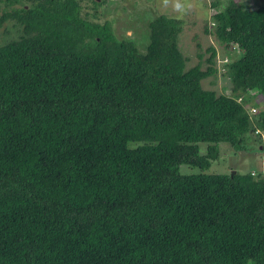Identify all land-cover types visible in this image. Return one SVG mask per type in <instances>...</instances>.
<instances>
[{
  "label": "trees",
  "instance_id": "obj_1",
  "mask_svg": "<svg viewBox=\"0 0 264 264\" xmlns=\"http://www.w3.org/2000/svg\"><path fill=\"white\" fill-rule=\"evenodd\" d=\"M212 17L239 50L227 94L200 84L214 46L185 66L179 17L140 52L77 0H0L20 32L0 44V264H264V177L203 172L264 130L242 104L264 93V4Z\"/></svg>",
  "mask_w": 264,
  "mask_h": 264
},
{
  "label": "rangeland",
  "instance_id": "obj_2",
  "mask_svg": "<svg viewBox=\"0 0 264 264\" xmlns=\"http://www.w3.org/2000/svg\"><path fill=\"white\" fill-rule=\"evenodd\" d=\"M36 0H20L30 4ZM81 7V14L89 20L101 22L107 19L111 22L114 34L119 39L133 41L138 51L145 50L148 38L147 23L159 13L182 19L181 30L177 36V45L181 54L185 57V66L189 67L197 62L201 68L207 63L205 58L209 52L206 48L211 45L215 48L214 67L215 71L208 77L200 80L201 87L218 93H228L230 87L229 69L226 67L225 75L222 74V64L233 63L238 47L230 43L224 46L216 41L212 33H205L204 27L212 30V15L221 10L228 0H179L183 5L182 10L175 8L177 0H169L165 5L163 0H77ZM244 3L249 9H254L264 0H232ZM215 3V5H212ZM16 4H14L15 6ZM20 32L8 19L0 25V44L16 38ZM226 48L229 51H226ZM198 54L200 56H198ZM224 60V61H222ZM242 97V94H240ZM239 97L238 101H243ZM247 101L242 104L245 108L250 105L264 109V93L247 96ZM246 102V103H245ZM257 105V107L253 106ZM250 112V110H249ZM246 134L244 141L246 146L242 150H234L227 143H218L217 158L210 161L205 173H229L236 171L250 173L255 179L264 177V130ZM254 140L256 142H254ZM259 142V143H258ZM206 145L200 143L195 147V156L205 152ZM194 161L196 159L194 158ZM195 170V169H192Z\"/></svg>",
  "mask_w": 264,
  "mask_h": 264
},
{
  "label": "clouds",
  "instance_id": "obj_3",
  "mask_svg": "<svg viewBox=\"0 0 264 264\" xmlns=\"http://www.w3.org/2000/svg\"><path fill=\"white\" fill-rule=\"evenodd\" d=\"M164 4L167 5L169 0H163ZM175 8L177 10H182L183 9V5L179 2V0H177V2L175 3ZM233 171V170H232Z\"/></svg>",
  "mask_w": 264,
  "mask_h": 264
},
{
  "label": "built area",
  "instance_id": "obj_4",
  "mask_svg": "<svg viewBox=\"0 0 264 264\" xmlns=\"http://www.w3.org/2000/svg\"><path fill=\"white\" fill-rule=\"evenodd\" d=\"M222 61H224V60H222ZM250 111L252 112V111H253V109H252V108H250Z\"/></svg>",
  "mask_w": 264,
  "mask_h": 264
},
{
  "label": "water",
  "instance_id": "obj_5",
  "mask_svg": "<svg viewBox=\"0 0 264 264\" xmlns=\"http://www.w3.org/2000/svg\"><path fill=\"white\" fill-rule=\"evenodd\" d=\"M233 172V171H232Z\"/></svg>",
  "mask_w": 264,
  "mask_h": 264
}]
</instances>
